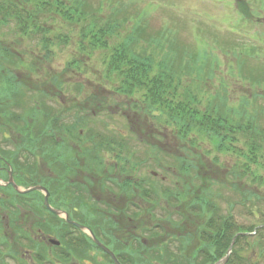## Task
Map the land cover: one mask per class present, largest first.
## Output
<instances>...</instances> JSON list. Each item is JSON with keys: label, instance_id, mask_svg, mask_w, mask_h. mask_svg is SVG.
I'll return each mask as SVG.
<instances>
[{"label": "rangeland", "instance_id": "rangeland-1", "mask_svg": "<svg viewBox=\"0 0 264 264\" xmlns=\"http://www.w3.org/2000/svg\"><path fill=\"white\" fill-rule=\"evenodd\" d=\"M88 1L93 6H97L96 2L99 0ZM117 1L122 3V5L126 3L128 6L136 7V12L138 11L139 14L145 16L149 12L148 7L151 6L152 2V0H113L112 2ZM158 1L168 5L170 8L152 7L147 16V21L150 23L151 28L153 30H170L172 32L171 39L174 45H179L184 50L186 49L188 53L193 50L195 46H198V44L196 45L195 43L197 42V39H199L202 44L211 48L207 50V54H209L207 57L209 58L210 55H215L217 62L219 63L216 66L217 69L213 71L216 74L221 73L218 75L219 78H210V85H206L203 82L196 83L198 88L204 91L202 93L207 94L206 96L203 97L200 95L201 93H197L195 84H188L187 88L190 89L191 87L195 90L193 91V95L197 94V96L195 95L196 98L198 97L197 101L202 102L210 96L213 98L220 96V98L225 100L227 108L239 109L241 105L240 101L242 99H246L248 102L252 103L255 95L257 97L264 95V64L261 63L264 62V51L263 53H260V55L263 56L261 59L254 57L252 54L251 57L246 55L249 60H243L244 56L240 55L242 58V61H240V59L236 58L234 54H230L234 53V51L232 49H230L232 50L230 51L226 48L224 41L223 45L218 48L217 46L212 45L205 35L197 34V31L193 32V28L195 30L197 23H199L200 26L206 27L210 32L218 34V29H221V27L214 21H227L231 14L226 13L228 9L221 12L216 6L205 4V2H213L214 0ZM247 1L250 3V7L254 10L258 6L257 2H252L250 0ZM262 1V5L264 6V0ZM184 5L186 6L185 9H183L185 7ZM255 15L260 17L262 15L264 16V13H260L256 10ZM230 18L233 26L237 29L236 33L240 32L243 34L244 32H247L250 35L254 34V38L258 36L257 34H261L264 39V23L261 24L260 27H257L255 23H245L242 18H239L238 16H230ZM62 24L63 22L59 19V21H57V26L55 28L52 27L53 30L55 29L53 34L57 33L56 29L58 30V33L64 34V32L60 30ZM9 30L10 29L8 28L4 29L5 32H8ZM223 32L230 34V32L226 30ZM67 35H73V32L71 34L69 32ZM78 35L79 32L76 33L74 37L69 38L66 45L59 41L51 42L50 50L52 52V61L48 63V66L43 64L44 66L41 67L36 60L39 59L41 55V50H39L38 45L40 40L33 41L30 40L29 37L23 39L22 36H14L15 41L12 39L8 41L2 40V44L5 47L17 44L20 48V51L17 50L19 51L17 52V55L22 53L21 59H24L23 54L26 53L24 63L19 64L17 66L18 69H16L15 66H10L8 71L13 74L16 72L19 74L20 82L24 89L23 92L27 91L28 93V90L38 88L42 94L47 93L46 99L49 98L48 105L56 111L58 116H60L59 124L61 126L64 124L67 125V123H69V125L73 124L74 120L80 117V115L82 116L80 118L86 117L84 119H86L85 124L87 126L90 120L106 122L111 126L108 127L107 130H123V132L127 133V140L134 136V139L136 140L132 142L136 145L134 147L136 150L140 148V151L143 153L139 156L144 155L145 158H150V161L144 166L138 165L133 168V185L131 187L126 186L127 189L125 188L126 190L123 191L119 187V185H122L124 182L123 167L128 173H130L131 168H129L128 165L124 166L122 163L121 158L123 157V154H121V151H116L117 146L115 144H110V146L100 147L102 149L108 147L113 149H106L103 154H100V159L91 160V158L85 155V151L94 148L92 145L98 146L97 138L93 137L91 140L89 135H85L81 131L82 133H80L79 138H77L78 136L71 138L74 141L71 142L68 139V137H70L68 134L69 129H63L57 130L56 133L59 135L60 139H62L61 149L54 148L50 143H47L46 140L48 138L43 139V143L37 146L43 150V154L41 165L39 166L40 169L33 172V179H35L37 183L44 185L43 187L49 191L56 207L64 210H71V219L77 220L78 223H82L86 227L90 226L95 228L97 236H100L102 240L103 235L101 231L103 229L105 231V243L107 245H110L120 256L127 254L131 255L128 260L131 262L126 264H157L155 260L161 252L160 248L167 242H170L172 246L168 249V253L164 252L162 257L164 258L167 254H169L170 257L175 256L178 244L177 246L175 245L174 239L177 237L184 239L185 237L180 235L187 232V237H191L189 247L186 251V253L188 252L187 258L190 257V259H179H182L186 264H205L206 255L198 256V254H200L199 248L204 244V239H197L196 233V231L200 230L206 220L205 218L201 221L202 217H197L199 214H203L204 211L199 210L195 214L194 212L190 213L191 216H189L188 222L182 227H179L178 225L179 214L182 215V213H185L188 215V211H195V196L206 194L208 190L219 196V199H216L214 204L219 206L221 213L226 211L228 201L240 199L241 196H233L229 193V177L227 176L226 171L221 170V168L226 165L236 163L237 159L235 158H237V156L233 152L218 153L216 149L212 151V149L208 148V142H200L197 143V145L188 141H183L181 143L176 138L173 129L172 131L167 130L165 127L156 123L155 120L149 117L141 118L138 114H135L136 112H134L133 108L135 105L129 103V99H117L116 91L118 85L115 80L105 79L104 77L105 71L103 59L106 57L107 51L100 48L91 54L90 57H80L78 51H80L81 42ZM224 39L225 41L236 40V42L239 40L241 41L242 39H246L247 42L249 40L253 41L251 39L244 37L239 38L237 36L229 38L226 37V35L224 36ZM203 48L206 49V47ZM141 51L143 52V50ZM72 57L76 58L80 63L82 62L83 67H85V72H83V74L72 75L66 70V63ZM249 67H252L253 71H250ZM260 74H262V76H260ZM54 75L59 77L58 79L60 80L56 86L51 82V77ZM253 75L260 76L259 78L261 82L257 87V84L254 85L251 80ZM222 80H224L223 83H225L224 86L226 88H216L217 86H221L218 84H223L221 83ZM79 84L83 87L80 94H78V90H75ZM36 92L40 94V105L45 100L39 91L36 90ZM181 93L185 94L186 89L181 91ZM143 95V92L135 95V97H137L135 100H144ZM53 100L57 103H53ZM130 100H133V103L135 102L133 98ZM208 103L209 101H207L202 108L207 106ZM194 105H197V103H193V106ZM250 110L251 113L258 114L259 117L264 113V102L262 100L259 101L258 106H255L254 110ZM64 114L66 115L64 116ZM61 118H63L64 123L61 122ZM260 118H263V116H260ZM14 124L16 125L17 122H14ZM261 125L264 127V123ZM28 127H30V125H28ZM110 135L115 134L111 132ZM8 137L18 140L23 139V136L17 133H12ZM76 139L77 141H75ZM66 142L72 145L71 151L70 146L67 144L64 148ZM243 144L244 142H239V148ZM6 146L7 145L4 147L5 149ZM178 149H181L182 153H179ZM244 152L247 151L245 150ZM61 154L65 156L62 157V161H58L57 158ZM181 155L189 159L188 162H185L186 164H191L195 169L199 167V170L194 172L196 175L194 178L195 186H191L189 182L186 183L183 178L178 182L180 179L177 173L182 172V165L179 164V157ZM238 156L239 161L243 162V156ZM213 161L217 162L218 165L214 164ZM101 163H105V166L101 165V167H99V164ZM153 172L158 175L154 176L152 174ZM22 173L24 175V182H21V179H19V181L16 179L17 183L20 185L21 183H27L26 173L29 179L33 177L30 176L32 173L29 171L24 170ZM189 173H192V169ZM2 177L3 174L0 175V179H2ZM137 180L148 181V188L145 187V189H148V192L152 193L151 198L147 195L148 192L145 195L141 189L137 190ZM47 182H51L50 187H48L49 184L47 186ZM114 182L117 183L116 187ZM207 182H209L210 185H207ZM154 189L158 192L159 196L163 198H160ZM175 189L179 190L180 200L176 202L175 207H171L167 197L171 194L175 195ZM164 191L166 196L167 193H170V195L165 197ZM241 194H248L251 196L248 187L244 189ZM0 198L7 199L9 204L17 203L18 205L12 207V209L8 204L6 207L8 209L6 210L1 209L3 207L0 206V236L3 235L6 237V240L10 242L12 250L16 254L15 257L21 260L23 264H43L42 261L45 260V258H43L45 255L48 259H53L56 262L59 261L61 264H110L106 263L104 260L101 261L97 256L103 255L96 250H90L85 241L79 239V241H76L77 243L72 242V245L74 246L73 251L75 253L74 260L69 261V259L63 255L66 249L68 250L70 247H73L71 245L70 237L69 241L67 239L65 240V231L58 228L57 235L54 236L51 234L52 231L48 229L44 231L39 230L42 222L47 221L48 223H51L47 218L50 216L46 214V210L41 207H35V205L38 206V204L42 205L39 203V200L43 199L41 194H36L31 197V199L24 197L17 198L12 191H7L5 186L0 185ZM191 204L194 206L191 207ZM247 205L248 207L246 210L237 206L238 212L236 214V221L239 224L244 225L245 228H248L252 224H258V220L249 215L251 212H248V209L253 211L254 209L252 206L256 207L257 205H260V202L257 204V202L253 200V202H248ZM130 206H133L132 209L141 207L148 208V213H143L136 217V220L138 221L136 223L143 226V229L140 230V241L132 245L131 240L128 239L135 238L134 233L132 231L127 232L126 229L123 228V230L121 229L115 232L122 238L120 244L113 245V243H111V236L107 235L111 234L109 231L111 225H107L100 229L98 227L99 224H97L93 216H99L101 213L109 214L113 209H128ZM172 208H178L179 213L175 215V212L178 211L174 209V212ZM169 209H171L173 215L168 221H165L164 213ZM154 210L157 215V221H155V219H153L154 221H151L149 216V213ZM262 211H264V207L262 208ZM4 212H13L14 215H12L11 218H6ZM134 213L136 212L134 211ZM131 215L133 216V214ZM132 216H124L120 222L127 224L129 220L132 219ZM156 222H160L162 229H166V227L171 229L169 238L164 239L159 237L158 231L152 235L147 233L146 228L148 225ZM175 225H177V227ZM175 228L179 229V231ZM64 230H66L69 236L74 235L72 230L69 231V229L66 228H64ZM45 231L49 232L51 235H44L43 233H46ZM191 231L192 234H190ZM136 234H139V232ZM27 237L34 240L27 241ZM22 239H25V242ZM50 239L55 240L60 246L50 244V241L48 242ZM141 239L146 245L144 248H142L143 245ZM33 244H35L34 247ZM243 244H245V242H242L239 251L243 247ZM83 246L86 248L84 249ZM150 250L154 251L151 252ZM1 252L2 248H0V254ZM250 254L251 253L247 249L242 252V255L247 258H249ZM10 256V260H12L13 256ZM253 259L254 258H251V260ZM260 260L264 263L261 258ZM243 261L247 262L248 260L245 259ZM8 262L11 263V261ZM261 262H258V264H262ZM210 263H212V261L206 264ZM179 264L182 263L180 262Z\"/></svg>", "mask_w": 264, "mask_h": 264}, {"label": "trees", "instance_id": "trees-1", "mask_svg": "<svg viewBox=\"0 0 264 264\" xmlns=\"http://www.w3.org/2000/svg\"><path fill=\"white\" fill-rule=\"evenodd\" d=\"M135 9L134 6L111 1L99 2L97 6H93L88 0H0V27L13 23L19 30L26 31L29 29L33 34L34 32L37 33L38 38H42L41 45L44 52V59H36L40 67L48 66V63L52 61V54H47V49H45L51 45V42L59 41L66 45L69 38L74 37L79 32L78 38L81 42V48L78 53L80 57H90L100 48L107 51V55L103 59L105 79L115 80L118 85L116 94L119 99H129L131 102V98L135 100L137 98L135 95L143 92L144 100L137 99L134 103L131 102L135 105L133 107L135 114L141 118L149 117L162 127L173 129L176 138L181 143L188 141L197 145L200 142H208V148L212 151L216 149L218 153L233 152L237 156L235 158L237 159L236 163L226 165L221 170L226 171L229 177V193L233 196H241V198L228 201L227 211L221 213L219 206L214 204L219 196L208 190L206 194L195 196V211L187 210L188 215L182 214L183 217H186L191 216L190 213L194 212L195 214L199 210L204 211L203 214L197 216L202 217L201 221L206 218L201 228L198 227L200 230L197 229L198 231H196L197 239H200L201 235L203 236L204 231L209 232V238L204 239L205 247L209 248L211 253L219 254L222 257L235 235L245 234V232L252 233L254 229L259 227L246 229L242 225H236L233 218L234 214L238 212L237 206L246 210L248 202H253V200L257 204L260 202V205L252 206L253 211L248 209V212H251L252 215L258 213L264 223V211H262L264 207V127L261 125L264 123V113L260 115L263 118H260L258 114H253L250 110H254L259 101L264 102V95L262 97L255 95L252 103L242 99L239 109L227 108L225 100L220 96L210 97L212 101L209 99L208 105L202 108V102L197 101V94L190 98L187 96L190 92L195 91L191 87L190 89L187 88V86L189 83L196 85L197 82H206L207 84V78L209 80H211L210 78H219L213 72L219 64L216 56H209L208 58L207 53L200 51V48L188 53L186 49L174 45L170 30H153L148 23L147 16L152 7H148L149 12L144 13L146 16L139 14ZM59 19L63 22L60 30L64 34L58 33L57 29V33L53 34L55 29L53 30L52 27L57 26ZM69 32L70 34L73 32V35H67ZM0 40H2L1 34ZM0 50V158L11 164L15 175L19 176L21 182H24L22 173L24 170L31 172L32 175L30 176H33V172L40 169L36 165L37 159L42 160L43 150L37 146L43 143V139L48 138L49 140L47 139L46 142L58 149L56 133L59 120L53 108L52 110L49 109V106H46L47 104L44 102L39 105L40 99L34 100V95L27 98V91L23 92L19 74L8 71L10 66H15L18 69L17 66L24 63L25 58L21 59L10 51L5 53L8 58H4L1 45ZM239 59L242 61V58ZM66 64V70L72 75H80L85 72L82 62L80 63L74 57L68 60ZM259 77L253 75L251 78L257 84L256 87L261 82ZM58 78L55 75L51 77L53 85L56 86L60 82ZM195 88L198 94L202 92L197 85ZM81 89V85H77L75 88L76 91L78 90V94L81 93ZM184 89H187L186 93L182 94L181 91ZM32 90L41 93L38 88L28 91ZM46 96L42 94V97L46 98ZM193 103H197V105L193 106ZM14 108L20 110V113H15ZM80 117L82 116L80 115ZM80 117L76 118L71 125L69 123L63 125L64 129L70 130L68 131L70 136L68 139L71 142H74L71 138L77 136L79 138L81 131L85 135L88 132V127L85 124L86 119H84L86 117ZM30 120L32 122H29ZM14 122L17 124L15 125ZM12 133L20 134L23 139H7ZM239 142H244L240 148ZM7 143H14L17 146L16 150L2 148L1 145ZM66 144L70 146L71 151L72 145L66 142L64 148ZM105 150L96 146L87 149L85 155L91 160H98L101 157L100 154H103ZM178 150L180 153L181 149ZM245 150L247 152H244ZM25 153L35 155L33 162L35 165L31 159L27 160L26 163L23 162V158L26 157ZM238 155L243 156V162L239 161ZM134 160H136V151L124 147V166L128 165L130 168V164ZM188 161L189 159L183 155L179 157L182 172L177 173L180 179L178 182L183 178L186 183L189 182L191 186H195L194 178L196 175L194 172L199 170V167L195 169L191 164L185 163ZM213 162L218 165L217 162ZM101 165L105 166V163L99 164V167ZM124 169L123 167V175H127L128 172ZM191 169L192 173H189ZM33 178L34 176L29 179L26 173V184L37 185L38 183ZM207 185H210L209 182ZM47 186L50 187L51 182H47ZM247 187L251 196L241 194ZM175 191V195L167 193L171 197H167L164 191L171 207H175L176 202L180 200L179 190L175 189ZM12 193L17 198L22 197ZM24 198L31 199L30 197ZM39 203L42 204V200H39ZM8 204L7 199L0 198V206L3 207H0L1 209H8L6 208ZM14 206H18L17 203L9 204L10 208ZM190 206L194 205L191 204ZM35 207L44 208L40 204L35 205ZM4 213L9 214V218L14 215L13 212ZM47 218L51 223L44 221L45 227L53 232L58 224L50 217ZM175 226L177 227V225ZM179 227L182 226L179 225ZM45 232L44 234H49V232ZM187 233L181 234V236L185 237V241L190 244L191 237H187ZM248 239V237L237 238L238 249L228 264H258V259H256L259 258L258 254L254 256L253 260L251 257L247 258L240 255L245 249H249L246 248L247 243H245L239 251L242 242H246ZM210 242L212 244H209ZM170 247L165 244L160 248L161 252L155 260L157 264H179L176 256L170 257L167 254L164 258L162 257L164 252L168 253ZM257 247H259L258 243L254 245V248ZM150 251L153 252L154 250ZM70 252L75 254L74 251ZM215 257L214 255L210 258L213 261ZM245 259L248 261L244 262ZM0 264H6V261H2Z\"/></svg>", "mask_w": 264, "mask_h": 264}, {"label": "water", "instance_id": "water-1", "mask_svg": "<svg viewBox=\"0 0 264 264\" xmlns=\"http://www.w3.org/2000/svg\"><path fill=\"white\" fill-rule=\"evenodd\" d=\"M239 10L241 11V12H244L245 11V7H244V5L241 3L240 5H239ZM10 183L14 186V188L18 191V192H21V193H28V192H31V191H42L43 193H45V205H46V207L49 209V210H51V208H50V206H49V203H48V200H49V193L47 192V190H45L44 188H41V187H35V188H32V189H30V190H28V191H25V192H23V191H21V190H19V188L15 185V184H13L11 181H10ZM52 212H54L55 214H57V215H61V213H59V212H57V211H53V210H51ZM82 228V227H81ZM83 230H85L84 228H82ZM92 235V234H91Z\"/></svg>", "mask_w": 264, "mask_h": 264}]
</instances>
